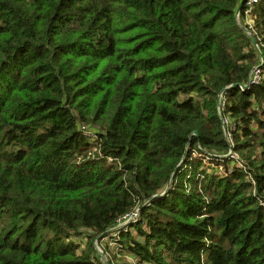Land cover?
I'll list each match as a JSON object with an SVG mask.
<instances>
[{"label":"trees","instance_id":"1","mask_svg":"<svg viewBox=\"0 0 264 264\" xmlns=\"http://www.w3.org/2000/svg\"><path fill=\"white\" fill-rule=\"evenodd\" d=\"M121 258L264 264V0H0V264Z\"/></svg>","mask_w":264,"mask_h":264},{"label":"rangeland","instance_id":"2","mask_svg":"<svg viewBox=\"0 0 264 264\" xmlns=\"http://www.w3.org/2000/svg\"><path fill=\"white\" fill-rule=\"evenodd\" d=\"M252 6H254L256 4V2H252ZM251 24V22L248 23V25ZM225 122V120H224ZM226 123V122H225ZM133 218H129L128 220L122 222V224L114 229V231H117L118 229H125L126 227H128V225L132 222ZM114 232H112L111 234L113 235ZM76 240H79V238H76ZM95 243V247L97 250V253L100 255V257H102L104 260H111L112 259V254L110 253V249L114 247V243H110V241L108 239H98ZM108 246V247H107ZM131 263V264H137L139 261L136 259H131V261H127L125 259H118V260H114L113 264H117V263Z\"/></svg>","mask_w":264,"mask_h":264},{"label":"built area","instance_id":"3","mask_svg":"<svg viewBox=\"0 0 264 264\" xmlns=\"http://www.w3.org/2000/svg\"><path fill=\"white\" fill-rule=\"evenodd\" d=\"M252 82H259L261 80V76H260V73L258 71V69H256L252 75ZM135 218V216H134Z\"/></svg>","mask_w":264,"mask_h":264},{"label":"water","instance_id":"4","mask_svg":"<svg viewBox=\"0 0 264 264\" xmlns=\"http://www.w3.org/2000/svg\"><path fill=\"white\" fill-rule=\"evenodd\" d=\"M233 152V151H232ZM158 197H161V196H158ZM158 197H156V198H158Z\"/></svg>","mask_w":264,"mask_h":264}]
</instances>
